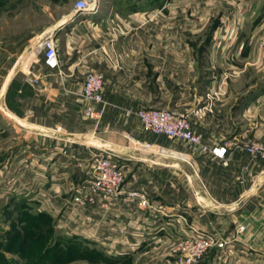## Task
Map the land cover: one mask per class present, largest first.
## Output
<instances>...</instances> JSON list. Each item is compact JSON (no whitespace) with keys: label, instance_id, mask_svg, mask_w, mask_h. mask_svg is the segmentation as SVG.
I'll use <instances>...</instances> for the list:
<instances>
[{"label":"crops","instance_id":"0c3cea01","mask_svg":"<svg viewBox=\"0 0 264 264\" xmlns=\"http://www.w3.org/2000/svg\"><path fill=\"white\" fill-rule=\"evenodd\" d=\"M176 7L159 5L154 20L137 18L134 11L145 9L132 8L125 21L134 24L121 25L118 34L111 16L118 9L110 3L90 15L66 16L56 28L59 72L47 69L36 54L41 39L56 29L27 37L21 53L17 42L10 53L0 41V135L42 136L43 154L60 151V156L69 147L77 158L69 167L61 164L66 158L55 159L52 167L59 172L82 167L99 153L119 160L123 192L110 200V210L97 204L100 210L92 214L93 235L100 238L106 230L101 219L110 213V252H123L110 264H172L170 250L179 238L199 230L219 236L203 264H264V160L244 148L259 142L264 131L258 121L253 126V118L249 129L242 126V111L236 109L246 100L258 103L254 98L264 85L258 79L264 73L260 37L240 33L216 48L224 36L164 34L157 25L165 15L157 12ZM89 72L104 77L101 103L78 96ZM30 75L37 84L29 83ZM142 109L188 113L205 144L232 145L226 160L142 132L133 115ZM25 149L19 154L32 153ZM239 226L245 231L232 239Z\"/></svg>","mask_w":264,"mask_h":264},{"label":"rangeland","instance_id":"374dc122","mask_svg":"<svg viewBox=\"0 0 264 264\" xmlns=\"http://www.w3.org/2000/svg\"><path fill=\"white\" fill-rule=\"evenodd\" d=\"M80 1H85L91 9H97L99 4L105 3L117 8V15H111L116 19L113 25L115 34L122 32L120 26L123 24L125 29L132 27L134 23L125 21L130 20L131 13H139L137 18L141 20H148L149 15H152L151 19L154 20L155 8L172 3L178 7L172 11L157 12L158 16L160 13L165 15L162 23L157 25L162 26V33L196 35L203 38L224 36L223 41L219 39L216 48L229 45L228 40L234 35L252 34L260 37L258 46L264 50V0H0V41L4 44L3 49L17 42L21 53L27 43V37L56 29L59 22L70 14L76 16L74 8ZM194 5L195 9L192 10L190 6ZM132 8H142L145 11L132 12ZM170 15L175 19L170 18ZM59 38L60 34L56 29L54 40L57 51ZM8 50L11 53L9 48ZM229 53L230 51L226 53L227 58L230 57ZM36 54L42 63L41 54ZM35 78L30 75L29 83L37 84L38 80ZM258 79L264 81L263 72L259 74ZM254 99H258V103H254L255 100H246L243 108H236L237 113L242 111V126L245 125L249 129L253 118V126L258 121L259 129L263 133L264 85ZM250 103L253 105H249ZM4 133L0 135V264H110V259L121 258L123 252H110L108 245L110 230L106 224L110 221V213L105 214L103 218L101 216L102 225L106 227V230H103L104 236L96 238L93 235L97 223L94 222L92 214H98L100 209L96 206H102L101 196L85 192L81 195L75 193L77 184L83 186V183L90 179L87 172L93 157L104 153L92 155L82 167L76 164L75 168L72 164L71 170L62 169L63 172H59L56 167H52L55 159L60 156L66 158L69 162L62 160L61 164L69 167L70 160L77 158L68 150L69 147L67 150L63 148L60 156V151L43 154L42 149L46 148L47 143H44L42 136L37 135L35 140L30 138L31 134L28 133ZM31 143H34L36 148H32ZM223 143L232 147L228 142ZM254 145L264 150V137L257 143L244 145V148ZM21 147L26 148L25 150L29 148L32 153L19 154L18 149ZM107 154L109 153L104 155ZM28 155L30 157H27ZM252 158L264 160L253 156ZM48 162L51 167L47 165ZM60 173H65L66 176H60ZM54 184L59 186H53ZM75 196L80 197V203L73 201ZM241 228L243 230H240ZM244 231L245 226L235 228L232 239L239 238ZM218 238L215 234H204L200 230L179 238L170 250L171 263L175 264L184 258L185 253L187 255L185 245L188 242L208 243L210 240L212 243L201 257L203 264L206 253L217 245Z\"/></svg>","mask_w":264,"mask_h":264},{"label":"built area","instance_id":"2783aa9c","mask_svg":"<svg viewBox=\"0 0 264 264\" xmlns=\"http://www.w3.org/2000/svg\"><path fill=\"white\" fill-rule=\"evenodd\" d=\"M97 9L89 10L85 1L77 2L74 8L76 16L93 14ZM38 53L42 56L43 65L52 71L59 72V58L57 44L53 34H47L41 39ZM37 82V81H36ZM104 90V77L99 72H89L86 74L83 84L79 90L78 96L86 101L101 103ZM86 116L91 112L86 111ZM133 115L139 120L142 132L164 136L172 142H179L187 147L196 148L203 154H209L218 160H226L230 146L227 143L221 145L209 146L203 142L201 137L194 133L188 113H181L175 110H139ZM245 150L255 158L264 159V150L258 146H248ZM89 180L83 183V186L76 185L75 193L81 195L82 192L89 195L101 196L103 201L101 208L110 209V200L115 199L122 194L124 182V171L122 166L113 155L94 156L88 166L87 172ZM136 196L134 193L130 194ZM94 196V197H95ZM143 197V196H142ZM107 199L108 202L107 203ZM74 202L80 203V197L75 196ZM93 202V199H91ZM106 201V203H105ZM240 230H243L241 228ZM212 242H188L184 258L175 264H201V257L206 252Z\"/></svg>","mask_w":264,"mask_h":264},{"label":"bare ground","instance_id":"6f19581e","mask_svg":"<svg viewBox=\"0 0 264 264\" xmlns=\"http://www.w3.org/2000/svg\"><path fill=\"white\" fill-rule=\"evenodd\" d=\"M90 9H91V7H89ZM91 10H94V9H91ZM91 14V13H90ZM90 14H88V15H90Z\"/></svg>","mask_w":264,"mask_h":264}]
</instances>
